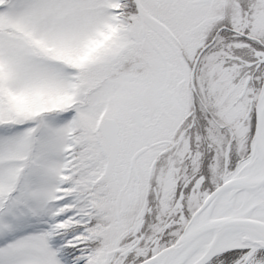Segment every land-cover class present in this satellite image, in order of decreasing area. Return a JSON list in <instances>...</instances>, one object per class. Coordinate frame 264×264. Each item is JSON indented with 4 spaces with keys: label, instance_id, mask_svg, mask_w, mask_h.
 Returning a JSON list of instances; mask_svg holds the SVG:
<instances>
[{
    "label": "snow or ice",
    "instance_id": "6c2138e0",
    "mask_svg": "<svg viewBox=\"0 0 264 264\" xmlns=\"http://www.w3.org/2000/svg\"><path fill=\"white\" fill-rule=\"evenodd\" d=\"M0 264H264V0H0Z\"/></svg>",
    "mask_w": 264,
    "mask_h": 264
}]
</instances>
